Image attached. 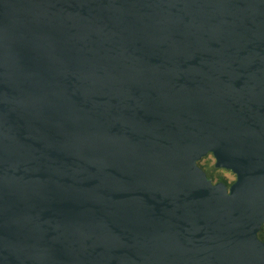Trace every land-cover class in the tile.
Instances as JSON below:
<instances>
[{"label":"water","instance_id":"water-1","mask_svg":"<svg viewBox=\"0 0 264 264\" xmlns=\"http://www.w3.org/2000/svg\"><path fill=\"white\" fill-rule=\"evenodd\" d=\"M263 226L264 0H0V264H264Z\"/></svg>","mask_w":264,"mask_h":264},{"label":"flooded vegetation","instance_id":"flooded-vegetation-1","mask_svg":"<svg viewBox=\"0 0 264 264\" xmlns=\"http://www.w3.org/2000/svg\"><path fill=\"white\" fill-rule=\"evenodd\" d=\"M215 157L213 156V154H208L205 157H203L200 161H199V165L202 167V169L207 173L208 177H210L211 179H213L214 182H219V181H223L225 182L229 187L233 184V182L236 179V175L234 179H229L226 174L224 172H222V170L224 171H228L231 172L230 170L227 169H223V168H217V170H220V173L222 174V176L224 177V179L219 178V176H216L215 178L211 176V170H212V166H215ZM216 167V166H215Z\"/></svg>","mask_w":264,"mask_h":264},{"label":"trees","instance_id":"trees-1","mask_svg":"<svg viewBox=\"0 0 264 264\" xmlns=\"http://www.w3.org/2000/svg\"><path fill=\"white\" fill-rule=\"evenodd\" d=\"M211 172H212L211 173L212 177L215 178L216 176H219V178L224 179V177L220 173V170H217V168L214 165L212 166ZM259 237L264 240V226L262 227L261 231L259 232Z\"/></svg>","mask_w":264,"mask_h":264},{"label":"rangeland","instance_id":"rangeland-1","mask_svg":"<svg viewBox=\"0 0 264 264\" xmlns=\"http://www.w3.org/2000/svg\"><path fill=\"white\" fill-rule=\"evenodd\" d=\"M215 162V161H214ZM222 172H224L226 174V176L229 178V179H234L235 178V175L232 173V172H228V171H224L222 170Z\"/></svg>","mask_w":264,"mask_h":264}]
</instances>
